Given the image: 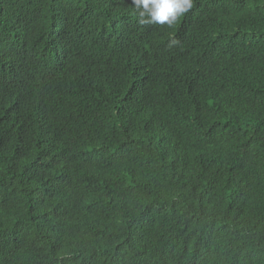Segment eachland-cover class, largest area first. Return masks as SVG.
<instances>
[{"label": "trees", "instance_id": "1", "mask_svg": "<svg viewBox=\"0 0 264 264\" xmlns=\"http://www.w3.org/2000/svg\"><path fill=\"white\" fill-rule=\"evenodd\" d=\"M0 264H264V0H0Z\"/></svg>", "mask_w": 264, "mask_h": 264}, {"label": "clouds", "instance_id": "2", "mask_svg": "<svg viewBox=\"0 0 264 264\" xmlns=\"http://www.w3.org/2000/svg\"><path fill=\"white\" fill-rule=\"evenodd\" d=\"M132 3L141 24L171 27L192 9L194 0H132Z\"/></svg>", "mask_w": 264, "mask_h": 264}]
</instances>
